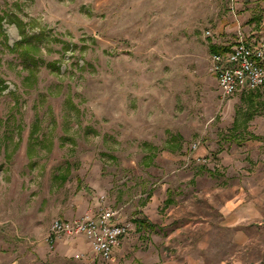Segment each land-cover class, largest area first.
I'll return each instance as SVG.
<instances>
[{"label":"rangeland","instance_id":"rangeland-1","mask_svg":"<svg viewBox=\"0 0 264 264\" xmlns=\"http://www.w3.org/2000/svg\"><path fill=\"white\" fill-rule=\"evenodd\" d=\"M3 11L42 41L31 71L0 35V264H264V88L222 98L211 60L264 0ZM3 28L11 47L21 39L15 21ZM102 208L130 225L114 259L83 236L47 240L55 218Z\"/></svg>","mask_w":264,"mask_h":264},{"label":"built area","instance_id":"built-area-1","mask_svg":"<svg viewBox=\"0 0 264 264\" xmlns=\"http://www.w3.org/2000/svg\"><path fill=\"white\" fill-rule=\"evenodd\" d=\"M211 60L222 98L264 88V39L240 38L227 50L213 53ZM129 229L118 210L102 208L74 218H55L47 240L54 246L65 237L83 236L96 255L112 260Z\"/></svg>","mask_w":264,"mask_h":264},{"label":"trees","instance_id":"trees-1","mask_svg":"<svg viewBox=\"0 0 264 264\" xmlns=\"http://www.w3.org/2000/svg\"><path fill=\"white\" fill-rule=\"evenodd\" d=\"M6 19L10 21H15L20 31V34H21V39L17 41L12 47L7 43L8 36L5 33V30L3 28V21ZM0 35L3 37V39L6 40V43H5L6 47H8L10 51L17 52L22 56L23 63H25L26 67L29 68V70L31 71L35 70V68L38 66V59L36 57V52L40 49L39 42L42 41V35L28 34L27 22H25L18 15H15L13 12L8 13L4 11L3 13H0ZM227 49L228 47H223V46L216 45V44L211 46L212 54L216 52H222ZM0 52H2L1 49H0ZM53 64H54L53 65L54 70L56 72L60 71V65H57L56 62H54ZM6 87H7V84H5V80L0 77V95L3 93ZM39 127L40 126L38 124L34 125L32 138L34 137V133L38 131ZM254 137L255 139H259V136L254 135ZM173 140H176V138L173 137ZM38 141H40L38 139V136H35V142H38ZM31 142H34V140ZM59 176L61 177L63 182L68 177L66 174H62ZM136 222L140 227H143L145 229H150L152 227H155L154 224L145 217L136 219Z\"/></svg>","mask_w":264,"mask_h":264},{"label":"crops","instance_id":"crops-1","mask_svg":"<svg viewBox=\"0 0 264 264\" xmlns=\"http://www.w3.org/2000/svg\"><path fill=\"white\" fill-rule=\"evenodd\" d=\"M246 18L247 17H245L244 19H241L239 22H237V26L235 27V28H237V31H238V33H236L238 35V39L243 38L247 41L264 39V17H263V19H260V18H262L261 16L259 17L258 15H252V16L249 15L248 19H246ZM257 19H259V20H257ZM245 22L249 23L248 25H251V23L253 22L254 27L253 28L249 27L247 29V27L243 26V24ZM240 28H242V30ZM238 39H236L234 42H236ZM220 46H222V45H220ZM225 47H227V46H225ZM258 90H260V89H258ZM258 90H256V91H258ZM253 92H255V91H253ZM85 240H86V238H85ZM79 242H80V247L83 248L84 242L83 241H79ZM85 242L88 243L87 240ZM88 245H89V243H88Z\"/></svg>","mask_w":264,"mask_h":264}]
</instances>
